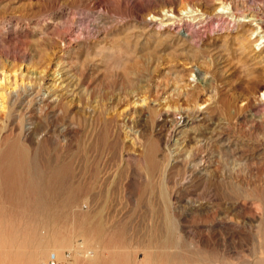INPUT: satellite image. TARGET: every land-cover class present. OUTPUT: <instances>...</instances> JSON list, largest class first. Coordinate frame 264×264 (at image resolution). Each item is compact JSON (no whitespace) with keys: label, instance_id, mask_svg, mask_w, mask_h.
<instances>
[{"label":"rangeland","instance_id":"obj_1","mask_svg":"<svg viewBox=\"0 0 264 264\" xmlns=\"http://www.w3.org/2000/svg\"><path fill=\"white\" fill-rule=\"evenodd\" d=\"M215 1L0 0V264H264V0Z\"/></svg>","mask_w":264,"mask_h":264},{"label":"bare ground","instance_id":"obj_2","mask_svg":"<svg viewBox=\"0 0 264 264\" xmlns=\"http://www.w3.org/2000/svg\"><path fill=\"white\" fill-rule=\"evenodd\" d=\"M225 1V0H224ZM214 2L216 3V1L214 0ZM220 3V2H219ZM227 4V3H226ZM228 5H229V3H228ZM218 7V8H217ZM216 8H215V10H220L219 8H221V7H225V4H224V2H221L220 4H218V6H217ZM213 11V10H212ZM216 11H214V13H215ZM238 12V11H237ZM170 13V12H169ZM244 13V12H243ZM166 14V13H165ZM168 15L169 14H167L166 16L168 17ZM165 16V15H164ZM169 16H171V15H169ZM242 16H248V21H250L251 23H252V21H254V24H255V22H256V24L255 25H257L256 27H254V28H252V32L251 31H249L250 32V34H251V37L252 36H254V37H257L256 39H255V41H254V43H255V46H257V50H258V52L256 51V52H254V53H252V57H254L255 59H257V61L258 62H261L262 61V58H263V56H262V53H263V51H264V18L262 17V16H260V14L259 13H256V12H249V13H244V14H242ZM162 20V19H161ZM169 22V21H168ZM172 22V21H171ZM254 25V26H255ZM262 28V29H261ZM260 29V30H259ZM249 30V29H248ZM254 39V38H253ZM252 39V40H253ZM243 46V45H242ZM242 46H240V49H241V47ZM243 48H245V47H243ZM242 48V49H243ZM245 51V50H244ZM243 51V52H244ZM242 54H244V53H242ZM264 54V53H263ZM255 55V56H254ZM61 67V66H60ZM58 68V67H57ZM55 72H57V71H55ZM61 73L62 72H60V75H59V77H57L58 78V80H59V78H61ZM58 74V73H57ZM56 75V74H55ZM58 76V75H57ZM52 77V76H51ZM69 78H71V75H70V77ZM3 78H0V80H2ZM54 79V78H53ZM56 79V78H55ZM193 79V78H192ZM5 80V79H4ZM58 80H57V82H58ZM194 81H195V79H193ZM9 81V80H8ZM61 81V80H60ZM59 81V82H60ZM75 81V80H74ZM174 81V80H173ZM190 81V80H189ZM202 82V81H201ZM8 83V82H7ZM27 83V82H26ZM52 83V82H51ZM1 84H3V83H1ZM13 84V83H12ZM15 84V83H14ZM20 84H22V83H20ZM24 84V83H23ZM30 84V83H29ZM53 84V83H52ZM60 84V83H59ZM74 84V83H73ZM72 84V85H73ZM188 84H189V82H188ZM5 85V84H4ZM26 85H28V84H26ZM62 85H63V83H62ZM68 85V84H67ZM71 85V86H72ZM76 85V84H75ZM263 85V84H262ZM7 86V85H6ZM8 86H9V84H8ZM30 86V85H29ZM32 86V85H31ZM30 86V87H31ZM77 86V85H76ZM12 87V86H11ZM13 87H14V85H13ZM22 87V86H21ZM33 87V86H32ZM54 87L55 86H50V85H47L45 88H46V90H45V95H47V96H49V95H51V94H53V90H54ZM62 87V86H61ZM60 86H59V88H61ZM67 87V86H66ZM3 88V87H2ZM9 88H10V86H9ZM25 88V87H24ZM44 88V89H45ZM58 88V87H57ZM63 88V87H62ZM72 88V87H71ZM74 88V87H73ZM4 89V88H3ZM12 89V88H11ZM15 89V88H14ZM17 89V88H16ZM39 89H41V88H39ZM28 90V89H27ZM31 90V89H30ZM58 90V89H57ZM64 90V89H63ZM66 90V89H65ZM67 90H69V88L67 89ZM6 91V90H5ZM4 91V92H5ZM8 91H11V90H8ZM7 91V92H8ZM26 91V90H25ZM33 91V90H32ZM72 91V90H71ZM31 92V91H30ZM67 92V91H66ZM74 92V91H73ZM41 93V92H40ZM56 93H58V92H56ZM68 93V92H67ZM181 93V92H180ZM179 93V94H180ZM7 94H9V93H7ZM22 94H23V92H22ZM27 94V93H26ZM64 94V93H63ZM69 95H70V93H68ZM72 94V93H71ZM74 94V93H73ZM182 94V93H181ZM186 95H187V93H185ZM1 95H3V94H1ZM14 95H16V94H14ZM24 95V94H23ZM58 95V94H57ZM57 95H54L50 100H53V99H57L58 97H57ZM5 96V95H4ZM6 96H8V95H6ZM25 96V95H24ZM262 96L264 97V90H263V92H262ZM186 97V96H185ZM41 98V97H40ZM44 98V97H43ZM42 98V99H43ZM3 99V98H2ZM5 99V98H4ZM4 102V101H3ZM56 102V101H55ZM45 103V102H44ZM42 104V103H41ZM184 104H185V102H184ZM5 106V105H4ZM77 106H80L79 104L77 105ZM186 106V105H185ZM45 108H46V106H44ZM81 107V106H80ZM197 107V106H196ZM198 107H199V105H198ZM1 109H2V107H1ZM166 108H164V110H165ZM168 109H170V108H168ZM168 109H167V111H168ZM187 109V108H186ZM189 109V108H188ZM187 109V110H188ZM79 110V109H78ZM77 110V111H78ZM171 111V110H170ZM201 111V109H199V108H195V110H192V111H185L184 109L183 110H180L178 113H176V114H174L173 116H172V119H171V123L170 124H172L171 126H172V131L174 132V133H177V131L178 130H180L183 126H185L186 124H188V122L190 121V120H192V117L194 116L195 118L196 117H198V120H199V118L201 119L202 118V112H200ZM83 112V111H82ZM165 112H166V110H165ZM162 114H164V113H162ZM166 115V114H165ZM193 115V116H192ZM200 116V117H199ZM206 117V116H205ZM161 118H162V116H161ZM197 119V118H196ZM170 126V127H171ZM214 128V127H213ZM212 130H215V129H212ZM171 135V134H170ZM211 136V135H210ZM170 138H171V136H170ZM16 141V140H15ZM18 141V140H17ZM176 141H177V139H176ZM10 144V143H9ZM19 147H20V144L18 145ZM22 147V146H21ZM12 149H14V148H12ZM20 149V148H19ZM18 150L16 149V152H17ZM10 152V151H9ZM11 153H13V152H11ZM20 157V156H19ZM25 158V157H24ZM28 159V158H27ZM26 159V160H27ZM14 160V159H13ZM15 160H16V163H17V160L19 161V159H16L15 158ZM29 160V159H28ZM13 163V162H15V161H12L11 159H10V161H9V163ZM23 162H24V159H23ZM11 163V164H12ZM18 164H19V162H18ZM21 164V163H20ZM25 164V163H24ZM28 164V163H27ZM30 164V163H29ZM13 165V164H12ZM11 167V166H10ZM27 168L29 167V165H27L26 166ZM27 168H26V170H27ZM22 172H23V169H22ZM29 173V172H28ZM13 176H14V174H13ZM21 177V176H20ZM13 178H15V176L13 177ZM1 180V179H0ZM30 180V179H29ZM19 182V181H18ZM30 182V181H29ZM32 182V181H31ZM30 182V183H31ZM0 187H1V185H0ZM18 191H20V190H18ZM18 191H16V194H17V192ZM8 192V191H7ZM18 198V197H17ZM37 199V198H36ZM38 200V199H37ZM18 201V200H17ZM38 203V202H37ZM41 208V207H40ZM44 209V208H43ZM43 211V210H42ZM41 211V212H42ZM48 211V210H47ZM38 213V212H37ZM47 214V213H46ZM42 216V215H41ZM54 217V216H53ZM56 217V216H55ZM51 219H53V218H51ZM16 227V226H15ZM15 230V229H14ZM17 231V230H16ZM22 231V230H21ZM18 232V231H17ZM18 234V233H17ZM12 236V235H11ZM17 236V235H16ZM17 237H15V239H16ZM15 243V242H14ZM24 243H22V245H23ZM20 248V247H19ZM8 249V248H7ZM15 249V247L13 248V250ZM13 256V255H12ZM16 257H17V255H16Z\"/></svg>","mask_w":264,"mask_h":264},{"label":"built area","instance_id":"obj_3","mask_svg":"<svg viewBox=\"0 0 264 264\" xmlns=\"http://www.w3.org/2000/svg\"><path fill=\"white\" fill-rule=\"evenodd\" d=\"M79 254L87 258L93 255L94 251L83 247L78 250L67 249L62 254H59L57 251H52L47 264H78L76 262V256Z\"/></svg>","mask_w":264,"mask_h":264}]
</instances>
